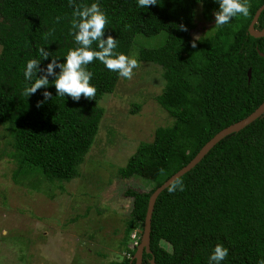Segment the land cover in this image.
Masks as SVG:
<instances>
[{"label": "trees", "instance_id": "trees-1", "mask_svg": "<svg viewBox=\"0 0 264 264\" xmlns=\"http://www.w3.org/2000/svg\"><path fill=\"white\" fill-rule=\"evenodd\" d=\"M94 2L107 15L103 38L112 35L117 40V53H136L137 61L161 68L164 85L156 100L172 118L119 170L122 176L143 170L155 181L148 191L125 192L133 198L119 242L126 252L106 264H129L136 247L129 248L127 240L134 226L143 228L151 192L219 130L264 101V36L248 33L264 0H247V17L237 15L222 27L214 24L209 35L196 39L195 48L191 31L196 8L204 19L215 18L217 0H157L147 8L138 7V0H74L75 5ZM73 11L69 0H0V125L9 133L15 181L33 171L49 182L77 176L103 117L99 101L114 91L119 79L118 72L94 60L87 69L93 73L95 99L57 96L53 76L47 88L22 95L25 85L43 74L38 72L32 81L24 77L27 61L42 59L39 48L51 54L40 61L43 70L53 57L65 62L69 49L79 46L70 34ZM181 24L187 31L178 27ZM263 25L264 9L255 28ZM160 33L164 40L158 45L139 43ZM91 47L99 50L96 42ZM44 91L51 92L52 99L45 101ZM38 101H44L42 106L37 107ZM180 178L183 191L170 194L165 188L155 201L150 252H143L142 264H209L217 244L228 249L221 264H259L264 259V115L226 135Z\"/></svg>", "mask_w": 264, "mask_h": 264}, {"label": "rangeland", "instance_id": "rangeland-1", "mask_svg": "<svg viewBox=\"0 0 264 264\" xmlns=\"http://www.w3.org/2000/svg\"><path fill=\"white\" fill-rule=\"evenodd\" d=\"M194 22L192 36L200 38L212 32L215 18L204 19L198 6ZM163 40L160 33L139 43ZM138 63L132 79L119 76L114 91L100 99L98 132L70 180L49 182L33 171L15 181L9 133L0 125V264H106L126 252L119 242L133 198L125 192L148 191L155 181L143 170L129 176L119 170L152 141L158 126L172 122L156 100L164 85L161 68ZM141 233L140 225L134 226L129 248L138 245Z\"/></svg>", "mask_w": 264, "mask_h": 264}, {"label": "clouds", "instance_id": "clouds-1", "mask_svg": "<svg viewBox=\"0 0 264 264\" xmlns=\"http://www.w3.org/2000/svg\"><path fill=\"white\" fill-rule=\"evenodd\" d=\"M199 2V0H198ZM219 10L214 13L215 25L222 27L237 15L247 17L249 15L250 5L247 0H217ZM157 0H138V7L147 8L156 5ZM70 6H74L73 19L71 21L70 34L74 35V39L78 47L69 49L65 62L59 63L58 57H53L43 70L39 68L40 61L47 59L51 54L45 50V47L39 48V55L42 59H30L27 61L24 70L26 81H32L33 76L42 71L34 82L26 84L22 95L29 97L37 92L38 89L47 88L49 85V76L55 77L52 81L55 85L56 94L60 97L70 96L73 100H79L81 96L87 99H95L96 88L90 83L93 73L87 69V65L94 60H99L110 71L118 72L119 76L126 79H132L133 70L140 65L135 58H130L123 53L115 51L117 40L108 35L104 39V32L108 25L106 13L101 9L98 3H92L90 6L86 4L75 5L74 0H69ZM60 17H56L59 23ZM181 30L187 31V27L183 24L178 26ZM49 33L44 34L45 40ZM196 39L192 41V47H196ZM97 43L99 50H94L91 46ZM60 71L57 74L56 68ZM44 100L52 99V93L44 91ZM44 101H38L37 107L42 106ZM177 190H184L183 180L177 176L167 185V191L171 194ZM141 237V236H140ZM140 242V238L138 240ZM139 244V243H138ZM228 256V249L221 244H217L209 257V264H221ZM152 260V259H151ZM264 264V259L259 261Z\"/></svg>", "mask_w": 264, "mask_h": 264}, {"label": "water", "instance_id": "water-1", "mask_svg": "<svg viewBox=\"0 0 264 264\" xmlns=\"http://www.w3.org/2000/svg\"><path fill=\"white\" fill-rule=\"evenodd\" d=\"M264 9V3L261 4L257 10L255 11L249 26H248V33L254 37H262L264 36V25L261 28H255V24L258 22V17L261 13V11ZM248 79L251 76V70L248 69L247 71ZM264 115V101L256 108L254 111H252L250 114H248L246 117L229 124L228 126L222 128L219 130L213 137H211L196 153V155L184 166H182L180 169H178L175 173H173L171 176H169L164 182H162L158 187H156L151 194L149 195L148 202H147V208L145 212V217L143 221V228L142 233L140 237V242L136 246V250L133 254V257L131 258L129 264H131L132 260L135 259V264H142V255L143 252H150L149 244H150V231H151V217L152 212L154 208L155 201L158 197V195L167 188L168 183L174 179L177 176H182L184 173L188 172L190 169H192L203 157L207 152L216 144L218 143L222 138H224L226 135L239 131L240 129L244 128L246 125L254 121L256 118ZM152 263L153 259L151 260Z\"/></svg>", "mask_w": 264, "mask_h": 264}]
</instances>
